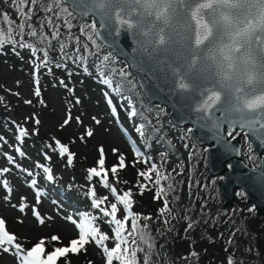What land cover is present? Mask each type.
I'll return each instance as SVG.
<instances>
[{
  "label": "rangeland",
  "instance_id": "obj_1",
  "mask_svg": "<svg viewBox=\"0 0 264 264\" xmlns=\"http://www.w3.org/2000/svg\"><path fill=\"white\" fill-rule=\"evenodd\" d=\"M1 6L0 13L9 12L11 18L19 23L16 12L9 4H1ZM56 22L59 23V21ZM81 27L82 25H79L78 30H81ZM95 41L97 43L93 39L89 40L87 36L80 40L82 46L86 45L92 53L99 54L98 56L86 54V59L89 57L93 63L101 66L102 58L108 55L109 60L103 62L102 65L105 73L129 74L124 61L116 58L96 39ZM69 44L66 51L73 52L76 47L75 42L71 41ZM97 45L99 48L96 47ZM81 51H84L83 47ZM50 60L52 63L47 67L51 68V73H48L46 67H41L38 73L41 92L38 97L35 95L37 72L34 64L40 61L32 57L27 49L17 47L13 51L10 46H6L5 49L0 50V105L4 106L5 110L0 113V146L2 147L0 148V170L9 169L0 175V218L6 221L9 232L16 234L25 248H30L41 237L53 234H58L64 244L78 235L77 227L66 218L71 216L78 223H84L81 214H87L84 204L85 197H81V194L76 195L68 185L74 172L66 166L68 160L64 162L63 157L68 158L67 154L63 156L54 151L58 150L56 142L59 141L73 154L71 165L76 166L82 172H87L86 174H90L88 171L92 168L99 169L98 161L101 158L99 149L101 147L104 149L105 168L109 170L114 165H118L119 157L123 155L127 167L119 169L116 176L120 173L118 178L122 182L128 172V177L136 181L137 187L130 189L135 199L133 203L135 209L150 214L151 220L160 230L159 234L171 232L179 235L184 227H189L196 219V201L201 198V201L203 200L196 189L197 179L191 175L188 167L195 148L183 139L180 131L182 128L175 126L168 118L159 121L158 128L171 143L170 147L163 146L148 151L140 148V141L135 134L137 126L131 118L132 111L128 107L117 106L114 97L104 87L103 77L100 74L95 75L89 70L83 71V68L79 64H73L71 59L67 61L66 67L55 66L56 63L64 64L56 55H50ZM85 63L87 69L93 70L95 65L87 61ZM69 73L72 74L69 75ZM69 87L72 90L71 94L67 91ZM76 99L80 100L79 104L75 102ZM108 99L112 100V105H109ZM113 107L116 110L115 115L112 112ZM162 111L166 113L164 107ZM69 112L72 120L67 126L62 127ZM149 112L157 118L158 114L153 108H150ZM76 117H79L83 123H77ZM93 117L100 120V123L96 124ZM4 120L6 124L3 123ZM37 120L39 123H36ZM2 126L5 128L4 131ZM21 129L27 133L23 138L20 137ZM86 129L92 130L91 137L86 136ZM151 132L154 133L155 129ZM30 134L41 136L48 150L56 153L59 163L47 167L50 172L44 171L47 158L39 146L36 143H26ZM81 136L85 139L81 140ZM23 140L24 143H22ZM134 148H138L143 155L136 157ZM172 148L175 151H172ZM17 149L25 155L21 157ZM113 149L118 151L114 153ZM156 152L162 153L164 158L161 159ZM8 157H12L14 163ZM145 160L148 162L145 163ZM152 165H155L161 173L166 174L177 190L176 197H173L171 204H168L171 211L165 210L163 215H161V210L164 208L165 199L162 196L160 199H155L158 191L153 190L152 187L142 189L138 186L140 184L150 185L151 182L140 177L135 170L148 172ZM24 170L31 171L33 175L29 177L27 171ZM49 175L52 176L51 180L48 179ZM152 176L156 178L157 173L153 172ZM5 179L9 182L11 193L3 187L2 181ZM33 179L39 182L40 187L32 186ZM76 186L81 190L85 188L79 182ZM93 190L95 189L91 191ZM241 193L238 192L240 198L236 200L240 212L244 215L243 226L250 229L254 235L259 234L258 237L264 244V218L256 216L257 219L253 220L254 210L246 200H243L244 196ZM20 207L25 208L23 213L19 211ZM34 209L44 218L43 225H40L33 215ZM123 216L122 210L118 218ZM19 220H23V224H20ZM165 220L168 223H164ZM235 233L236 226L229 225L225 221L214 223L210 227V234L215 237L218 247L213 251L206 249L201 264H231L221 250L227 248V243ZM258 237L256 238L257 244L260 241ZM25 238L30 243H25ZM87 246L97 260L102 262V258L105 257L102 248L95 243ZM188 249L189 245L185 237L176 240L168 237L154 247L152 262L159 264L164 256L182 254ZM0 264H19V261L11 254H0Z\"/></svg>",
  "mask_w": 264,
  "mask_h": 264
},
{
  "label": "snow or ice",
  "instance_id": "obj_2",
  "mask_svg": "<svg viewBox=\"0 0 264 264\" xmlns=\"http://www.w3.org/2000/svg\"><path fill=\"white\" fill-rule=\"evenodd\" d=\"M0 4H9L19 20V23L14 21L7 11L0 13V50L5 49L6 46H10L13 51L17 47L27 49L32 57L40 61L34 64L37 72L35 95L38 97L41 95L38 76L40 68L46 67L48 73H51V68L47 67L52 63L49 57L50 51L58 49L61 53L60 59L65 62L63 65L56 63V67H66L67 61L71 59L73 64H79L85 72L88 71L85 63L86 54L99 55L92 53L86 45L82 46L79 37L71 35L73 25L70 20L76 15L77 9L82 8V15L98 16L100 23L105 27L114 26L117 32L124 29L148 37L149 43L157 49L175 46L173 30L176 23L181 22L186 32V39L185 51L179 54L180 59L186 62L189 69L201 60H211L213 62L209 68L211 77L217 78L221 85L220 88L216 86L205 88L202 93L204 99L197 106L196 111L211 118L214 110L222 109L229 116L235 114L236 119L233 123L239 124L241 128L252 125L264 128V0H0ZM87 27L98 35L95 22ZM61 28H65L67 34L61 32ZM86 31L85 27H81L82 33ZM25 36L29 40H25ZM88 39L92 40V36H88ZM71 41L75 42L76 47L73 52H68L66 49L69 48ZM82 47L84 51H81ZM96 47L99 48V45ZM38 53H42V56H38ZM108 60L109 56L105 55L101 65ZM184 67V64L179 63L172 67L175 76L174 85L179 91L188 92L195 85L189 82L190 73L184 71ZM99 74L101 77L104 76L103 71ZM102 82L112 86V81L107 78L102 79ZM61 83L63 84V81ZM75 102L79 104L80 100L76 99ZM108 103L112 105V100L108 99ZM112 112L113 115L116 114L115 107L112 108ZM131 115L135 116L136 112L133 110ZM71 120L69 112L62 127L67 126ZM76 120L77 123H83L79 117H76ZM93 120L96 124L100 123L95 117ZM36 123L39 121L37 120ZM136 131L141 137L144 136L143 125L137 127ZM234 131L235 128H231L228 135L232 136ZM85 134L91 137L93 132L91 129H86ZM25 135H27L26 131L21 129L20 137L23 138ZM80 139L84 140L85 137L81 136ZM56 146L59 154H67L68 163H71L73 154L70 153L69 148L59 141L56 142ZM133 150L136 157L143 155L138 148ZM17 151L21 157L25 155L19 149ZM99 151L101 154L98 161L99 170L92 168L89 173L90 176L101 178L102 186L109 189L116 202L106 204L108 197L104 196L93 199L92 204L103 217L109 218L107 222L114 226V235L110 237L107 233L101 232L95 223L98 219L96 216L81 214L84 223H78L71 216L66 218L78 229V235L70 239L67 244L63 243L58 234H53L41 237L30 248H25L20 238L9 232L6 221L0 218V254L15 256L19 264H60L61 261L63 264H71L70 255L78 256L82 251L86 252L87 245L95 243L102 248L106 264H152L155 245L148 232V226L139 225L138 215L131 210L132 192L125 191L121 195L108 181V172L111 171L115 182L119 183L116 174L119 169L127 167L125 157L121 155L118 165H114L109 170L105 168L104 149L101 147ZM117 151L113 149L114 153ZM8 159L14 163L12 157ZM7 171L9 169L0 170V175ZM44 171L50 170L46 168ZM153 172L157 173L155 179L152 176ZM27 175L31 177L33 173L27 171ZM138 175L157 185L168 179V176L161 173L155 165H152L150 171H141ZM48 179L51 180L52 176L49 175ZM2 183L11 193L8 180L5 179ZM31 183L35 187L37 181L33 179ZM138 186L142 189L147 188V184ZM91 194L95 197V190ZM163 194L164 188L161 187L154 198L160 199ZM118 204L123 206L122 209ZM102 205L106 206L101 207ZM122 210L124 216L118 218ZM165 210L171 211L167 199L164 200L161 215ZM19 211L23 213L25 208L20 207ZM33 215L40 225L45 223L37 210H33ZM18 222L23 224V220ZM164 223L168 221L165 220ZM108 241L113 242L111 248L107 246ZM25 243L30 241L25 238Z\"/></svg>",
  "mask_w": 264,
  "mask_h": 264
},
{
  "label": "trees",
  "instance_id": "obj_3",
  "mask_svg": "<svg viewBox=\"0 0 264 264\" xmlns=\"http://www.w3.org/2000/svg\"><path fill=\"white\" fill-rule=\"evenodd\" d=\"M0 4V9H1ZM35 21V17L33 18ZM71 24L73 25L71 35L79 37L81 40L84 36H92V39L95 43L94 33L90 28L87 26L90 25L92 22H84L74 16L70 20ZM82 25L87 29L86 33H82L81 30H78V26ZM48 31V29H45ZM61 32L67 34V30L65 28H61ZM25 40H29L27 36H25ZM31 42V41H29ZM94 45V44H93ZM92 48V47H90ZM50 55H56L59 59L61 53L57 49L56 51H50ZM38 56H42V53H38ZM61 60V59H60ZM65 63L63 60H61ZM87 63H90L93 66V70L88 69L89 72H94L95 75H98L100 71H103L102 65L98 66L91 61L89 57L86 59ZM111 64V62H108ZM104 73L103 79L107 78L112 81V86H108L106 84L103 85L106 87L109 94H111L117 102V106H125L128 107L131 111H135L136 115L132 116L131 118L134 124L139 127L143 125L144 136L141 137L138 132L135 131L138 141H140V148L145 150H152L156 148H160L163 146L170 147V143L168 142L165 135L162 133L160 128H158V122L167 120V113L162 111L163 107L160 105H153L147 102V100L141 94L135 80L129 74H119L117 72H113L111 74ZM68 93L71 94L70 87L67 89ZM153 108L155 112L158 114L157 118H155L150 112L149 109ZM5 111L4 106L0 105V113ZM7 118V114L5 116V120ZM7 120H6V122ZM3 131L5 128L2 126ZM152 129H155V132H151ZM182 137L185 141H187L190 145L195 148V152L192 156L188 167L191 171V175L197 179L196 189L199 194L203 197V200H197L195 208L197 209V217L192 222L191 227H184L182 231L178 234H173L171 232H161L159 234V229H157L156 224L151 219H144V217H151L148 212H141L135 209V204L132 206V212L137 214L139 217L138 224L143 226H148V232L153 238V243L156 246L158 243L163 242L166 238L171 237L172 239L182 238L185 237L187 244L189 245V249L187 252L182 254H170L161 258L159 264H201L202 258L205 254L206 249L214 250L218 247L217 243L215 242V237L210 234V227L214 223H219L220 221H225L229 225L236 226V233L232 235L230 241L227 243V248L225 250H221L222 254L226 256L227 261L231 264H264V248H263V241L258 237L259 234L254 235L250 229L244 227V215L240 212L239 207H226L223 197L221 196L218 183L219 178L216 176H210L207 173L206 168V157H205V148L199 147L195 144L194 140L189 134V128L184 127L180 129ZM31 135V134H30ZM243 136V135H242ZM244 137V136H243ZM245 138V137H244ZM242 139L244 142L243 146V156L244 159L249 163L252 164L253 156L251 155V150L249 148V143L246 139ZM24 143V140L23 142ZM26 143L34 144L36 143L41 152L46 155L45 160V168L52 167L57 165L58 158L56 153L58 154V150L49 151L48 146L44 145L46 143L43 142V139L39 135L32 134L31 136L27 137ZM48 143V142H47ZM138 143V142H137ZM139 144V143H138ZM0 148H2L0 146ZM156 150H154L155 152ZM174 151V148H172ZM156 155L161 156V159L164 158V155L160 152H156ZM64 156V155H63ZM160 158V157H159ZM64 162H67L68 158L66 156L63 157ZM106 165V164H105ZM69 170L74 172V176L72 180L68 183L69 187L74 191L76 195L81 194V197H85L84 204L86 206V213L90 216H96L98 219L95 223L99 226L101 232L107 233L110 237L114 235L113 227L111 226L107 220L109 218L103 217L102 213L98 209H96L92 201L93 199H99L104 196L108 197V201L116 202L114 197L110 194L109 189H106L102 186L100 177L90 176V174H86L85 172L80 171L76 166L71 165L68 163ZM48 169V168H47ZM107 169V168H106ZM123 169V168H122ZM99 170V169H97ZM134 171V168H132ZM89 172V171H88ZM138 174L139 171L135 170ZM141 172V171H140ZM125 176L124 181L119 183L115 182L114 175L111 171L108 172V181L110 184L114 185L119 194H123L125 191H129L131 188H135L136 181ZM120 174V173H119ZM118 174V175H119ZM124 176V173L122 171ZM117 175V176H118ZM130 176V173H129ZM155 179V178H154ZM82 183L84 189H78L76 186L77 183ZM39 182H37V186ZM151 185V186H150ZM147 185V187H152L153 190L160 191V188H164V194L161 195L164 199H167L168 204H171L173 197H176L177 190L173 185L172 181L169 179L163 180L161 185H157L152 183ZM169 185L171 187H169ZM92 189H95L96 196H92ZM133 203L135 199L133 196L131 197ZM106 205H102L101 207H105ZM118 206L122 209V205ZM124 215V212H123ZM246 216V215H245ZM253 220L257 219L256 215L253 214ZM251 223V222H250ZM131 225V221L129 220V227ZM182 232V233H181ZM183 235V236H182ZM181 236V237H180ZM259 238V243L257 244V239ZM108 247L113 246L112 241L106 242ZM86 252L82 251L80 255H70L71 264H106L105 257L102 258V262L97 260V258L91 253L88 246H86ZM220 250V248H219ZM140 255V254H138ZM63 264V261L60 262ZM152 264H156L153 263Z\"/></svg>",
  "mask_w": 264,
  "mask_h": 264
},
{
  "label": "water",
  "instance_id": "obj_4",
  "mask_svg": "<svg viewBox=\"0 0 264 264\" xmlns=\"http://www.w3.org/2000/svg\"><path fill=\"white\" fill-rule=\"evenodd\" d=\"M70 10L71 7H70ZM77 9V18L84 22L97 24L95 39L116 58L127 65L129 74L134 78L143 97L153 105L166 109L168 119L177 127H189V134L198 146H206L207 173L222 176L219 191L226 206L237 207L235 190L239 189L248 203H251L259 218L264 216V128L252 125L241 128L234 124L236 115H227L224 110H214L211 118L196 108L204 99L205 88H220L217 78L211 77L212 61H199L190 69L180 53L185 51L186 32L181 22L173 30L175 46L157 49L149 43V38L134 31L116 27H105L100 18L91 14H81ZM186 54V53H185ZM184 64V71L190 73V83L195 87L191 91L181 92L174 85L175 76L172 67ZM211 77V78H210ZM231 128L242 132L253 150L259 156V165L252 168L242 156L239 136L228 137ZM227 131V132H226Z\"/></svg>",
  "mask_w": 264,
  "mask_h": 264
},
{
  "label": "flooded vegetation",
  "instance_id": "obj_5",
  "mask_svg": "<svg viewBox=\"0 0 264 264\" xmlns=\"http://www.w3.org/2000/svg\"><path fill=\"white\" fill-rule=\"evenodd\" d=\"M227 132V131H226ZM228 134V133H227ZM245 137V135L242 133V132H238V131H234L233 132V135L232 136H229L228 135V137L229 138H232V137H235V136H239V139H240V141H241V145H242V156H243V146H244V142L242 141V139L244 138L243 136ZM244 139H246L247 140V138L245 137ZM248 141V140H247ZM248 143H249V148H250V150H251V155L253 156V162H252V164H249L245 159V161L252 167V168H257L258 167V165H259V156H258V154L256 153V151L255 150H253L252 149V147H251V145H250V142L248 141ZM205 154H206V147H205ZM243 158H244V156H243ZM216 177H218L219 178V183H220V181L222 180V176H216ZM219 183H218V186H219ZM238 192H242V191H240L239 189H236L235 190V200H236V198H240L239 197V195L240 194H238ZM241 194H243V193H241ZM243 196H244V194H243ZM243 200H246L245 199V196H244V199ZM224 202H225V200H224ZM236 202H237V200H236ZM250 205H251V207L253 208V210H254V213H255V215H256V212H255V209H254V207H253V205L251 204V203H249ZM228 207H230V206H228ZM235 208H238V202H237V207H235ZM257 216V215H256ZM259 218V217H258ZM262 218H264V216L262 217ZM261 218V219H262ZM264 220V219H263Z\"/></svg>",
  "mask_w": 264,
  "mask_h": 264
},
{
  "label": "bare ground",
  "instance_id": "obj_6",
  "mask_svg": "<svg viewBox=\"0 0 264 264\" xmlns=\"http://www.w3.org/2000/svg\"><path fill=\"white\" fill-rule=\"evenodd\" d=\"M170 144H171V143H170ZM170 144H169V145H170ZM174 151H175V150H174ZM174 154H175V152H174Z\"/></svg>",
  "mask_w": 264,
  "mask_h": 264
}]
</instances>
